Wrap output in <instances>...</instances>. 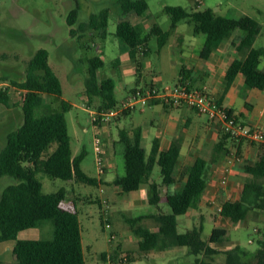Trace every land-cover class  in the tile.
Listing matches in <instances>:
<instances>
[{"label": "trees", "instance_id": "trees-1", "mask_svg": "<svg viewBox=\"0 0 264 264\" xmlns=\"http://www.w3.org/2000/svg\"><path fill=\"white\" fill-rule=\"evenodd\" d=\"M117 3L121 15L133 13L143 16L149 8L148 0H118ZM165 10L171 16V29L177 27L181 20L187 19L194 23L195 34L206 35L200 52L203 59L209 58L222 41L230 39L236 29H242L243 34L236 44L241 56L233 59L228 66L226 89L239 73L245 76L247 85L264 88V69L261 68L264 46H254L261 28L255 17L244 15L236 18L216 14L212 8L189 10L180 5H167ZM79 11V6L71 10L68 19L70 24L77 22ZM110 11V7H106L98 13H91L87 22L80 23L78 28H71V34L82 38L84 33L98 31L106 36ZM120 18L115 33L128 45L129 53L140 70L141 57L150 52V39L157 36L161 49L168 40L170 30H164L154 22L149 32L143 34L130 18ZM88 61L86 86L89 100L93 95L102 97L99 112L117 106L119 101L115 95L114 78L98 79V69L104 66L103 58L96 55ZM180 74L177 83L187 82L191 87H196L186 76L185 69ZM13 84L17 90L25 92L21 104L24 120L7 134L5 145L0 147V179L10 175L17 180L7 185L0 195V242L16 239L20 231L39 226L47 220L51 221L53 232L47 238L19 240L13 248L15 260L10 263L0 260V264H86L78 212L61 205L66 198V189L61 187L57 191L46 193L43 191L42 181L37 177V172L42 170L52 177L86 184L98 185L101 181L83 170L81 162L84 151L73 155L66 118V111L71 109L72 103L62 98V84L49 63L48 50L38 49L28 62L25 79L13 80ZM46 95L60 99V108L53 106L54 100H47ZM10 102V87L0 86V103L9 106ZM230 111L232 112L231 109ZM127 112L129 110L122 113ZM222 137L230 136L223 131ZM120 138L124 143L125 173L117 177L114 183L124 192L138 190L143 184H148L149 201L158 204L162 200L164 185L179 184L175 192L164 198L171 207V213L160 210L158 213L128 218L134 232L140 237V249L146 251L186 246L196 255L195 264H264V228L258 239L259 248L255 252L239 245L224 250L213 246V243L221 242L227 235L228 229L225 227H214L207 238L203 237V221L185 232L178 230L177 216L197 208L206 191L207 160L204 157H197L177 175L176 167L181 154L180 140L174 139L166 149H162L155 140L147 152L142 144L140 128H135L132 134L123 129L120 131ZM53 143L56 146L52 149ZM156 164L160 166L161 183L152 179ZM245 168L252 178L245 182L241 196L227 199L221 205L220 214L234 222L245 220L251 210H264V150L257 160L247 164ZM259 177L263 178L262 182L257 180ZM146 218L154 219L157 227L152 229L141 224L140 221ZM219 253L226 255L225 261H216L215 256ZM101 256L108 259L107 252H103ZM127 258L130 262L131 257L127 255Z\"/></svg>", "mask_w": 264, "mask_h": 264}, {"label": "rangeland", "instance_id": "rangeland-1", "mask_svg": "<svg viewBox=\"0 0 264 264\" xmlns=\"http://www.w3.org/2000/svg\"><path fill=\"white\" fill-rule=\"evenodd\" d=\"M117 1L0 0V86L10 87L11 105L9 106L12 107L7 109L8 105L0 103V146L6 143V133L16 129L24 120V112L21 107L24 96L15 88L13 80L22 81L25 79L29 60L38 49L45 48L49 52L51 67L60 78L63 90L62 98L72 103L71 109L66 111V118L73 155H78L84 151V158L81 162L83 170L99 179L101 177L105 181L111 180V183H104L102 186L104 189L101 191L99 185L52 177L42 170L37 172L38 179L42 181L44 192L57 191L61 187L66 189V198L61 205L78 212L86 264H114L120 255L123 256L124 254L131 257L129 264H195L196 255L191 253L186 246L163 247L146 251L140 249V237L134 232L132 224L128 221V218L158 213L160 210L171 213V207L164 199L168 191L163 190V199L155 204L149 201L150 189L148 184H143L136 191L124 192L119 185L114 183L115 179L125 172L124 143L121 141L119 131L121 128L138 125L143 114L140 110H134L131 114L122 117L118 126L113 125L117 139L115 157L113 158L115 167H109L106 169L108 171L100 173L97 165L98 154L95 150V136L101 130L93 122V115L98 111L102 97L93 95L89 100L86 86V78L89 73L88 59L96 55L103 57L105 66L98 70V78L107 76L111 69L114 70L113 65H111L113 60L119 58L124 62L129 61L131 63L128 56V45L115 33L120 17L130 18L139 26L143 34L148 33L153 23L157 22L164 30L169 29L170 34L166 44L161 49L158 46L157 36L154 35L150 39V52L145 61L149 63L152 73L147 79L153 76L158 77L159 80L174 83L182 69L192 65L181 56L186 57L192 49L200 56L206 35L203 33L195 34L194 23L187 19L181 20L177 27L171 29V16L165 10L167 5H180L189 10L212 8L216 14L236 18L251 15L261 24L260 32L254 42L255 47H260L264 46V0H148L149 8L143 16L133 13L121 15ZM76 6L80 8L78 20L75 24H70L68 20L70 12ZM106 7L111 9L106 36H102L98 31L84 33L82 38L71 34L72 27L78 28L80 23L88 21L91 13H98ZM242 34V29H236L233 36L228 40L233 41ZM178 37H182L184 40L182 44L184 46L183 53L177 47ZM200 60L205 61V59L198 57L197 61ZM190 72L198 74L196 69L190 70ZM112 75V73L109 74V76ZM127 79H129L131 88L126 96H124L125 92L120 89L115 92L119 103L136 87L134 79L130 77ZM46 99L54 100L53 106L60 108V99H53L47 95ZM193 116L204 122H208L209 119L205 114L193 113ZM55 146L56 143H53L52 149ZM105 148L107 150L106 146ZM200 151L207 158H210L208 148ZM194 159V155L183 156L182 164ZM105 162L106 165H111V159L107 155ZM218 175V172L213 174L216 183H218ZM152 179L158 183L162 182L158 164L154 168ZM241 180L245 181V177H242ZM15 182L17 180L14 177L3 176L0 179V195L7 185ZM242 187V185L234 186L235 194L237 192L241 194ZM232 189L233 186L230 183L227 190ZM104 198L107 200L105 201ZM218 217L216 208L211 206L207 199H202L197 208L177 216L178 230L185 232L203 221V237L207 238L213 227L216 226V221L220 220L219 223L223 225L228 222L227 219ZM107 219L111 223L109 228L106 227ZM140 223L152 229L157 227L152 218L143 219ZM226 227L228 233L218 244L220 250L239 245L245 250L255 252L259 248L258 239L261 237V231L264 228V210H251L245 220L229 222ZM52 232L51 221L47 220L39 226L20 231L16 239H11L7 243L9 246L12 244L14 246L22 239L47 238L52 236ZM111 234H114L113 239ZM0 248L2 250L5 247L1 245ZM8 252L11 260H2L3 262L10 263L15 260L11 248L8 249ZM103 252L108 253V259L102 258ZM3 257L5 256L2 255ZM225 258L224 253L215 256L218 262L225 261Z\"/></svg>", "mask_w": 264, "mask_h": 264}, {"label": "crops", "instance_id": "crops-1", "mask_svg": "<svg viewBox=\"0 0 264 264\" xmlns=\"http://www.w3.org/2000/svg\"><path fill=\"white\" fill-rule=\"evenodd\" d=\"M239 38H235L233 41L225 40L224 42L220 43L217 49L209 58L205 59V61H197V58L200 56L197 54V52H195L194 49H192V51L189 52L186 57L181 56L182 58H185L186 61L192 64L190 67L185 68L186 76L190 78L189 80H191L194 86H206L209 92L214 96V98L222 105H225L229 109H231L232 112L242 122L248 125H256L264 128V88L260 89L247 85L245 76L242 73H239L232 84L226 89V72L228 66L233 59L239 58L241 56L236 48V44L239 41ZM177 41V47L178 49H180V52L183 53L184 46L182 44L184 40L182 37H178ZM128 56L131 60V63L129 61L124 62L121 59L117 58L113 60L111 64L113 65L114 70L111 69L110 73H112L113 75L109 76V73L107 74V76L102 77L114 78L115 92L120 89L122 90V92H125L124 96H126L131 88V86L129 85V79H127L128 77L134 79L136 86L151 84H175L181 77V74H179L174 83H168L166 81L159 80L158 77L155 78L153 76L151 78L149 77L150 79H147V77L151 76L152 73L149 68V63L145 61L147 55L141 57L142 67L140 70L137 69L136 61L133 60L130 53ZM173 56L176 58L175 55ZM115 67L117 68L115 69ZM261 68L264 69V59L261 63ZM195 69L198 72L197 75L190 72V70ZM102 78H98L99 81ZM9 108L11 109L12 107L7 106V109ZM134 110H140L143 113L140 123L138 125H132V127L129 128H121L120 131L125 129L129 132V134H132L135 128H140L142 144L147 152L150 151L155 140L160 143L162 149L168 148L174 139L180 140L181 154L178 165L176 167L177 175L181 169L192 164L197 157L202 156L207 160L206 178L208 181V185L206 191L203 194L204 196L202 195L200 202H202V199H207L208 203L216 208L217 215L220 218L228 220V222L224 225L219 223L220 220H218L216 221V226L227 228L226 225L229 222L234 221H232L228 217L222 216L218 211V206L222 205V203L227 199H237L241 196L239 192L235 194L234 186L239 187L242 185L244 187L245 182L252 178V175L246 171L245 167L247 164H250L257 160L259 155L264 150L263 145L255 142H249L247 140H234L230 137H222L223 129L221 120L210 119L208 117V122H204L202 120L196 119L193 116V113L197 115L202 114L199 113L197 109L191 106H174L163 103L161 101H154L151 104L147 105L144 109L137 108ZM134 110H129V112L127 113H122L111 124L99 125V128L101 130L99 134L103 137L105 146L107 147L108 151L107 156H109V158L111 159V165H109L108 168L115 167L113 158L115 157V147L117 139L113 131V125L116 124L118 126L122 117L127 114H131ZM147 110L149 111L147 112ZM8 133H6V138ZM205 148L209 149L210 158H207L204 154L200 153V150H203ZM234 151L237 153L238 158L233 165H228L227 158ZM193 155L195 156V159L193 161L182 164L183 156L188 157ZM216 172L219 173L218 183H216L215 178H213V174H215ZM224 174L228 176V182L226 184L221 183V177ZM122 175H119V177ZM242 177H245V181L241 180ZM261 179L263 178L259 177L257 180L261 181ZM100 180L101 181L98 185L101 187V191H103L104 187L102 186H104V183H111V180L105 181L101 177ZM230 183L232 184L233 189L228 191L227 186ZM178 185V183L164 185L162 187V191H168L167 194L173 193L178 188ZM167 194H165V196ZM161 195L163 199L162 192ZM104 200L106 201L107 198H104ZM190 211H188L187 213H189ZM7 241L9 240L1 242L3 244L0 243V246L2 245V247H5L2 250L0 248V260H11L10 254L8 252L9 248H11L12 252L14 253L13 248L16 244H14V246L13 244L9 246ZM219 243L221 242L213 243V246H216L218 248ZM2 255L5 257L2 258Z\"/></svg>", "mask_w": 264, "mask_h": 264}, {"label": "built area", "instance_id": "built-area-1", "mask_svg": "<svg viewBox=\"0 0 264 264\" xmlns=\"http://www.w3.org/2000/svg\"><path fill=\"white\" fill-rule=\"evenodd\" d=\"M22 93L24 96L25 92ZM156 100L174 106L187 105L195 107L199 113L207 115L210 119H220L223 131L234 140L264 143V128L245 124L227 106L219 103L207 90L206 86L202 88L191 87L187 82L136 86L117 106L104 109L102 112H95L93 122L98 126L100 124H111L123 111L137 108L144 109ZM104 144L103 137L97 134L95 136V150L98 154L97 165L100 173L106 172L108 168L105 162L107 150ZM237 158V153L232 152L227 158V164L233 165ZM227 182L228 176L224 174L221 177V183L226 184ZM221 209V205L218 206L219 212ZM106 227H111L109 221H106ZM111 238H114V234H111ZM127 255H120L115 264H129Z\"/></svg>", "mask_w": 264, "mask_h": 264}]
</instances>
